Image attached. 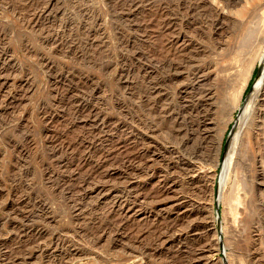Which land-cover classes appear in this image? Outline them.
Wrapping results in <instances>:
<instances>
[{"label": "rangeland", "instance_id": "1", "mask_svg": "<svg viewBox=\"0 0 264 264\" xmlns=\"http://www.w3.org/2000/svg\"><path fill=\"white\" fill-rule=\"evenodd\" d=\"M181 1L0 0V264H264V0Z\"/></svg>", "mask_w": 264, "mask_h": 264}, {"label": "bare ground", "instance_id": "2", "mask_svg": "<svg viewBox=\"0 0 264 264\" xmlns=\"http://www.w3.org/2000/svg\"><path fill=\"white\" fill-rule=\"evenodd\" d=\"M200 1H202V3L203 4H205V5H209L210 7H211V9L213 10V11H215L217 14H219V15H223L222 14V11H224L225 9H231L230 7L233 5V4H235L236 3V1L235 0H182L181 1V3L179 4V8L180 9H182L183 11L185 10V9H193L194 8V6L197 4V3H199ZM201 3V2H200ZM215 3V4H214ZM210 9V10H211ZM262 55H263V53H262ZM261 59V58H260ZM255 61V60H254ZM262 61V63H261V65H262V67H264V57H263V60H261ZM253 65V62H252V64L250 65V68H249V72H248V75L249 74H251V72H252V66ZM229 73V72H228ZM261 74H263V73H261ZM247 78V77H246ZM260 78V79H259ZM258 79H259V81L257 82V84H256V86H255V91H260V89H261V87L263 86V80H264V75H262V76H260ZM245 79V78H244ZM243 79V80H244ZM233 81V80H232ZM244 82V81H243ZM246 82H247V80H246ZM243 84H245V83H243ZM243 84L241 85L242 87V89H243ZM247 84V83H246ZM245 84V85H246ZM240 85V84H239ZM239 88V87H238ZM239 91V90H238ZM237 91V95H238V93H239V95H241V91H239L238 92ZM238 97V96H237ZM254 97V96H253ZM240 98V97H239ZM252 98V97H251ZM253 99V98H252ZM254 100V99H253ZM238 102V101H237ZM250 103H252L251 101H250ZM253 104V103H252ZM250 104H249V102L247 103V105H246V107L244 108V113L242 114L243 115V118H244V116H246L245 114H246V111H247V109H250V108H248V106H249ZM237 106V105H236ZM235 106V107H236ZM234 107V108H235ZM250 111V110H249ZM248 112V111H247ZM242 117V116H241ZM243 118H241V119H243ZM240 119V118H239ZM239 128V127H238ZM240 130V129H239ZM239 133V132H238ZM236 134V133H235ZM237 135H236V140H237ZM232 142V141H231ZM234 142V141H233ZM235 144H236V142L233 144V146H232V148H231V150L226 154V156H225V171L222 173V180L220 181L221 182V185H222V188H221V191L219 192V193H221V196H220V199H223V192H224V190H225V187H226V183L228 182L227 180H229V179H231L230 177H231V173L232 172H234V170H233V168L235 167H233V165H235V163L237 162L236 160H234V161H236L234 164H233V154H235V153H233V148L234 147H236L235 146ZM229 147V146H228ZM230 149V148H229ZM235 151V150H234ZM236 155V154H235ZM235 159H236V157H235ZM224 163V162H223ZM238 163V162H237ZM233 167V168H232ZM233 170V171H232ZM195 174V173H194ZM235 180V179H234ZM235 185V184H234ZM233 186V185H232ZM240 199V198H239ZM242 204V203H241ZM235 210V209H234Z\"/></svg>", "mask_w": 264, "mask_h": 264}, {"label": "water", "instance_id": "3", "mask_svg": "<svg viewBox=\"0 0 264 264\" xmlns=\"http://www.w3.org/2000/svg\"><path fill=\"white\" fill-rule=\"evenodd\" d=\"M261 66H262V65H259V67H258L257 74H256V76H255V79L258 77V75H259L260 72H261ZM254 86H255V85L253 84V85L251 86V88L249 89V92L247 93V95H246L245 98H244V103H246L247 99H248L249 96L251 95ZM243 110H244V106H241V107L239 108L238 117H237V119H236V121H235V124L233 125V127H232V129H231V131H230V133H229V135H228V138H227V140H226L225 148H224V154H225V152H226V150H227V147H228V143H229L230 137L232 136V133H233L235 127H236V124H237L238 121H239L240 116H241L242 113H243ZM222 162H223V159L219 162V164H222ZM217 219H219V206H217Z\"/></svg>", "mask_w": 264, "mask_h": 264}]
</instances>
